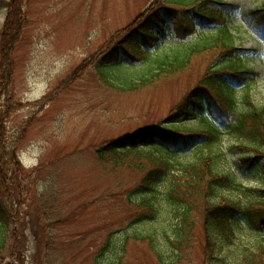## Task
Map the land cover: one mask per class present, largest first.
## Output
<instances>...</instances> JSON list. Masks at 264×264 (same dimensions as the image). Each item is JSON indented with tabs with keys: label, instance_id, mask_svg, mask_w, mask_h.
<instances>
[{
	"label": "rangeland",
	"instance_id": "rangeland-1",
	"mask_svg": "<svg viewBox=\"0 0 264 264\" xmlns=\"http://www.w3.org/2000/svg\"><path fill=\"white\" fill-rule=\"evenodd\" d=\"M225 1L235 5L229 23L242 28L247 66L258 74L251 89L252 100L264 106V27L254 23L250 14L264 0ZM154 2L0 0V55L5 23L14 18L10 17L13 3L20 12L17 17L21 27L11 57V74L0 72V139L16 149L15 159L23 172L7 188L14 195L24 193L33 204L32 210L37 212L38 207L46 205L68 219L52 232L55 264H92L110 236V246L103 254L106 264H161L148 244L134 236L156 234L163 240L167 233L172 237L171 216L131 223L138 210L129 202L128 191L139 183L142 173L126 166L115 168L109 155L105 161L99 158V151L108 142L164 121L206 71L208 59L198 57L186 71L137 92L118 91L104 83L96 68L103 54L125 41L128 27L141 14L142 20ZM170 25L173 28L171 21ZM141 42L144 44V40ZM120 56L123 62L134 61L126 50ZM2 80L7 89L2 87ZM151 144L161 155L183 162L207 150L205 143L187 151H176L160 141ZM236 145L234 140L224 138L221 149L226 159L220 168L233 172L253 190L252 195L262 197L257 189H264V173L258 163L246 166ZM0 190L5 193L2 186ZM223 194L243 196L241 191L225 190ZM14 204L15 209L21 208ZM29 227L26 237L31 264L37 253V236ZM234 230L230 244L222 239L218 243L219 253L228 260L241 245H264V227L238 220ZM205 246L202 224L197 220L191 241L183 251L173 247L172 260L174 264H216L207 261ZM12 261L11 257L6 263Z\"/></svg>",
	"mask_w": 264,
	"mask_h": 264
},
{
	"label": "trees",
	"instance_id": "trees-1",
	"mask_svg": "<svg viewBox=\"0 0 264 264\" xmlns=\"http://www.w3.org/2000/svg\"><path fill=\"white\" fill-rule=\"evenodd\" d=\"M11 7L10 17L14 18L6 21L1 37L2 75L9 71L11 74V57L21 34L17 17L20 12L15 10L14 3ZM233 9V5L223 0H155L149 13L139 21L141 14L128 27L125 41H119L104 53L96 67L110 87L137 92L186 71L198 57L208 59L200 83L164 121L125 133L99 151V158L105 161L109 155L115 168L126 166L142 173L139 183L128 191L129 202L138 210L131 223L155 221L162 215L174 218L172 237L164 234L167 243L156 234L134 236L135 240L148 244L161 264H174L173 247L184 250L197 220L201 221L206 240L207 261L264 264L263 244L241 245L230 260L218 251L220 239L231 243L238 220H246L256 228L264 227V189H257L262 197L254 196L250 193L253 190L245 187L233 172L220 168L226 159L221 149L226 136L242 150L246 166L258 163L259 171L264 173V165L260 166L264 162V106L256 105L251 96L258 74L247 66L249 58L242 49V28L228 22L227 16ZM250 14L264 27V3ZM168 18L174 24L172 30L167 25ZM139 37L145 41L144 46ZM121 49L134 61L126 63L119 59ZM2 83L7 89L3 80ZM156 141L176 151L205 143L207 150L198 152L192 161H175L154 151L155 148H148ZM15 150L0 139V186L5 189V193L0 190V264H7L11 257L19 264H28L29 226L37 236V253L31 264H55L52 232L68 219L46 205L36 212L24 193L10 192L7 185L22 172ZM225 190L241 191L243 196H226ZM14 203L21 208L15 209ZM110 242L111 236L94 255L92 264H106L103 254Z\"/></svg>",
	"mask_w": 264,
	"mask_h": 264
}]
</instances>
